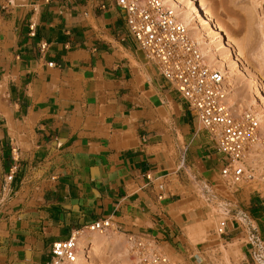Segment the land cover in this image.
<instances>
[{"label": "crops", "instance_id": "1", "mask_svg": "<svg viewBox=\"0 0 264 264\" xmlns=\"http://www.w3.org/2000/svg\"><path fill=\"white\" fill-rule=\"evenodd\" d=\"M15 1L6 10L0 6L7 109L0 114V146L6 175L16 172L8 185L18 188L29 165L55 157L57 142L65 173L53 178L43 199L47 208L36 211L35 232L13 219L0 224V264H52L54 243L104 217L134 221L139 215L148 219L145 232L161 238L168 230L144 213L152 202L146 175L154 179L167 169L155 171L162 161L151 151L160 145L161 129L147 127L153 113L169 107L180 114L173 122L192 133L186 105L160 75L140 66L138 46L122 41L126 22L118 9L107 4L109 11L98 13L102 0ZM132 129L135 136L126 141L124 134L123 148L122 134Z\"/></svg>", "mask_w": 264, "mask_h": 264}, {"label": "rangeland", "instance_id": "2", "mask_svg": "<svg viewBox=\"0 0 264 264\" xmlns=\"http://www.w3.org/2000/svg\"><path fill=\"white\" fill-rule=\"evenodd\" d=\"M102 1L104 3L100 5V8H104L98 13L109 11L108 1ZM200 1L204 3L202 4L204 7L206 6V10L213 18L215 17L216 23L220 24L219 26L224 28L226 33L228 32L234 37L235 48L244 65L246 64L245 66L252 70H250L251 73L260 72L264 76V71L260 70V68L262 69L260 62L264 60V50H261L264 45V36L256 25V13L252 2L250 0ZM259 2L261 5L258 11L264 19V0H259ZM168 6L172 8L170 5ZM172 9L179 16L177 10ZM185 9H189L186 3ZM191 36L196 40L192 33ZM136 50L135 55L140 66H146L153 75L159 76L156 68L152 64H148L144 53ZM206 61L210 64L213 62L211 65L215 68V61L212 58L207 57ZM135 64L137 65V63ZM247 83L242 88H237L239 83L231 84L229 82V89L235 88L233 96L237 102L235 110L241 114L249 111V103L254 97L258 98L256 99L258 103H261L256 87ZM5 98L6 93L3 89L0 93V114L7 112V109L2 106ZM260 107L262 106H259L255 113L261 119L260 134H263L264 110ZM179 116L180 114L175 109L170 110L168 107L167 111H159L156 115L153 113L151 115L152 123L147 127L151 130H157L159 127L161 129L158 132L160 145L151 151L160 154L163 162L155 164V171L162 169H167V171L154 176V179L158 180L149 190L152 202L148 203L150 208H145L144 213L150 214L152 218L161 222L159 227L162 230H168V232L163 233L161 238H154L155 236L151 232L147 234L145 225L148 219L141 218L139 215L133 217L134 221L130 216L119 221L113 218L114 222H119L124 227L127 226L129 230L124 228L117 231L113 228L103 234L92 233L90 239H85L82 242L84 246L90 245L92 248L89 253L90 260L95 264H138L128 240L129 235L140 233L144 237L149 235L147 238L157 245L171 264H228L219 251H216L218 243L214 239L216 229L203 234L202 237H196L197 232L206 226L210 213L214 209L219 218V228L222 231L225 230L227 234V236L222 235L224 243H233L234 250L239 249L241 253L238 256L234 252L230 253L229 264H264V156L256 161L254 169L247 165L254 174L258 175L254 181L244 183L243 187L232 186L220 176L221 156L214 150L215 145L202 130V125L186 113L184 117L187 119L184 122L191 123L192 133L183 132L181 127L173 122ZM136 120L137 118L134 117L133 122ZM9 127L15 129V124L9 121ZM15 131L17 132L16 129ZM142 132L144 131L141 129L139 134ZM124 134L127 141L128 138L131 139L135 136V129L122 134L123 148H126ZM58 145L59 142L55 146L57 152L61 150ZM253 147L250 149V153L248 152L245 156L246 158L253 155L254 152L253 157L257 158V151ZM57 152L53 153L56 156L50 160H48L49 156L43 158L41 162L44 165H29L23 172L21 184L15 188L6 182L3 149L0 146V224H9L13 219L14 222L16 220L24 227L28 226L31 232H35L34 229L39 226L36 211L47 208L43 199L53 186V178L65 173L59 167L64 157ZM183 159L184 163H182ZM57 166L59 169H56ZM160 186L165 188V197L161 201L155 197L161 193ZM133 190H137V187H133ZM252 200H256L257 208L252 207ZM137 212H140L139 209ZM45 220L47 219H43V221ZM123 221L128 225L121 223ZM133 225L135 227L131 230ZM120 236L121 238H119ZM168 251L174 253L177 256L176 259L168 255Z\"/></svg>", "mask_w": 264, "mask_h": 264}, {"label": "built area", "instance_id": "3", "mask_svg": "<svg viewBox=\"0 0 264 264\" xmlns=\"http://www.w3.org/2000/svg\"><path fill=\"white\" fill-rule=\"evenodd\" d=\"M0 4L3 10L11 0ZM108 7L118 9L125 17L126 34L122 41L131 40L144 53L159 75L177 93L221 156L220 176L232 186L252 182L255 174L245 164V155L257 143L261 123L250 113H239L229 105V83L226 76L205 62L201 48L187 26L163 0H108ZM104 7H102L103 9ZM184 163V159L182 161ZM15 170L6 175L11 183ZM147 189L157 180L146 175ZM155 197L164 199V186ZM154 191V189H152ZM104 217L75 232L69 239L54 243L51 248L55 260L74 263L80 256L79 233L87 231L103 234L109 229L122 230L119 222ZM225 224V229H226ZM142 234L129 235V245L138 264H171L156 244ZM227 236L221 230V236ZM90 253L91 246H84Z\"/></svg>", "mask_w": 264, "mask_h": 264}, {"label": "bare ground", "instance_id": "4", "mask_svg": "<svg viewBox=\"0 0 264 264\" xmlns=\"http://www.w3.org/2000/svg\"><path fill=\"white\" fill-rule=\"evenodd\" d=\"M13 1L16 2L15 0ZM250 1L252 2L254 6V12L256 13V17H255L256 25L261 29L262 34L264 36V19L262 18V16L259 14V11H258V8L260 7L261 3L259 2V0H250ZM163 2L177 10L180 16L179 17L177 15L178 19L180 21H183V23L187 26L188 30L190 29L189 30L190 33H192V35L196 37V42L199 44L204 58L206 60H207V57L212 58L215 61L214 62L216 65L215 68L217 70H220L226 76V78L228 79V83L229 82L231 84L239 83V86L237 88H242L243 86H245V84L248 81V83H250L252 87H256V90H258L257 94L260 95L259 99L261 100V103H258V100H256L258 98L255 99L254 97L252 99V102L249 103V111L250 113L254 114L257 117L259 122H261L260 121L261 119L259 118L258 114L255 113V111L258 109L259 106H262L260 107V109L262 108V110H264V76L260 72H257V73L255 72V74L251 73L250 72L251 69L247 68V66H245L246 64L244 65L242 59L239 57L237 53V49L235 48L234 37L230 33L228 32L226 33V30L224 28L223 30L219 26L220 24L216 23L214 19L215 17L213 18V16L208 12V10H206L207 9L205 8L206 6L204 7L203 5L204 3L202 2L203 3L202 4L200 0H163ZM185 3L189 6V9L187 10L185 9ZM261 50H264V45L262 46ZM206 60L205 62L208 63V61ZM260 63H262V69L260 68V70L264 71V60ZM4 87H5V84H0V93L1 91H3ZM234 90L235 88L229 89V102L228 103L232 108L235 109L237 102L235 101V99H233V96L235 95ZM10 134L14 138H18V133L15 131L14 128L10 129ZM253 146H254L253 148H255V150L257 151V154H256L257 158L255 159V157H253L255 152L253 155H250L247 158L245 157L246 166L249 165L251 166V168L253 166H256V163H257L256 161L258 159H262V157L264 156V133L263 134L259 133V136L257 138V143L254 144ZM257 177L258 175L255 174V179ZM239 186L243 187L244 184L238 185V187ZM218 221H219V218L216 216V210L213 209L212 212L210 213V217L206 223V226L202 230H199L197 232L196 237L197 238L202 237L203 234H206L207 232H210L216 229L215 235H214V239L218 241L216 251H219V254H221L223 259L226 260L227 263L229 264L230 253L234 252L236 256L241 255V253L239 249L236 251L234 250L233 243H228V242L224 243L223 241L224 239L221 236L222 229L219 228ZM91 235L92 233L87 232V231H82L81 233H79L80 237H79L78 246H79V249L81 250H80V256L76 259L74 263H70L68 261L60 262L58 260H55L57 262L55 263L56 264H95L93 261L90 260L91 257L89 256V253L84 249L85 247L82 243L83 240L90 239ZM119 238H121V236ZM168 255H170L171 257L175 259L177 257L174 253L170 251H168Z\"/></svg>", "mask_w": 264, "mask_h": 264}]
</instances>
